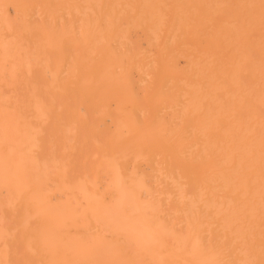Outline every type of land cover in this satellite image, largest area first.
<instances>
[{"label": "bare ground", "instance_id": "6f19581e", "mask_svg": "<svg viewBox=\"0 0 264 264\" xmlns=\"http://www.w3.org/2000/svg\"><path fill=\"white\" fill-rule=\"evenodd\" d=\"M0 264H264V0H0Z\"/></svg>", "mask_w": 264, "mask_h": 264}]
</instances>
